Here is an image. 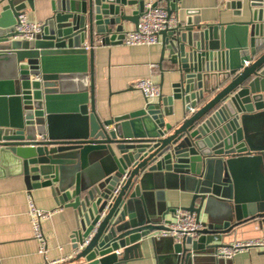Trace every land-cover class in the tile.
<instances>
[{"label":"water","instance_id":"water-1","mask_svg":"<svg viewBox=\"0 0 264 264\" xmlns=\"http://www.w3.org/2000/svg\"><path fill=\"white\" fill-rule=\"evenodd\" d=\"M181 1L155 3L178 16ZM33 2H0V170L17 165L29 190L49 186L73 209L75 252L51 264H127L148 239L156 249L175 210L166 189L190 192L185 208L203 225L173 242L170 264L222 259L217 248L243 226L264 233V0H246V19L205 23L188 11L162 30L158 65L180 73L173 93L109 118L96 108L95 40L120 42L146 0H52L42 31L20 38L18 16ZM228 4L245 15L243 0ZM176 101L184 118L172 122Z\"/></svg>","mask_w":264,"mask_h":264},{"label":"crops","instance_id":"crops-1","mask_svg":"<svg viewBox=\"0 0 264 264\" xmlns=\"http://www.w3.org/2000/svg\"><path fill=\"white\" fill-rule=\"evenodd\" d=\"M33 1V7L28 4L25 12L31 20L43 23L52 14V0ZM231 1L238 0H182L178 16L173 15L182 21L190 11L205 23L246 19L249 16L246 0H243L245 14L243 16L235 14V9L228 4ZM161 5L165 4L161 3ZM135 27L132 22L125 23V30ZM163 39L160 33L158 43L128 45L122 41L103 44L99 37L96 38L94 45L95 98L97 111L102 118L122 115L143 106L145 96L135 86V81L140 78L151 77L159 84L164 94L173 93V85L179 80L180 73L171 71L172 65L168 61L163 63L164 70L159 67ZM84 43L89 44V40L86 38ZM155 64L157 66H154ZM183 118L182 103L176 101L174 114L168 116L167 120L177 122ZM79 169V163L62 168L59 185L66 187L73 183L74 175ZM30 197L38 208L53 211L52 216L42 222L48 243L45 254L39 251V241L33 235V224L29 214ZM191 197L190 192L179 188L166 189L167 203L172 209L189 205ZM173 213L174 211L170 212L167 218H172ZM75 226L73 209L58 205L49 186L29 190L17 165L1 167L0 264H49L69 258L75 252L72 242ZM256 237H264V233L258 226L252 224L243 226L230 235L225 243ZM163 238L166 241L157 243L156 249L151 239L145 241L141 250L142 254L133 256L127 264H170L171 261L166 256V252L171 250L175 239L173 237L168 239L171 236ZM195 264H264V249L252 248L238 253L233 259L204 257Z\"/></svg>","mask_w":264,"mask_h":264},{"label":"built area","instance_id":"built-area-1","mask_svg":"<svg viewBox=\"0 0 264 264\" xmlns=\"http://www.w3.org/2000/svg\"><path fill=\"white\" fill-rule=\"evenodd\" d=\"M179 19L170 16L165 6L156 4L155 0L146 1L143 14L135 28L127 29L123 32L121 41L128 45H152L159 42V34L162 30L177 26ZM42 22L33 21L27 12H22L18 16L16 30L19 37L33 39L42 31ZM85 48L90 45L84 43ZM154 66H157L156 64ZM135 86L143 93L145 98L151 102L155 101L162 89L151 77L140 78L135 81ZM29 214L33 224V235L39 241V251L46 253L48 250L47 238L45 236L42 222L49 219L53 211L43 210L37 207L32 197L29 198ZM165 223L166 229L155 233L157 237L171 236L176 242L182 241L185 237L196 238L203 228L202 222L197 220L195 212L179 206L176 207L173 217ZM252 248L264 249V237L235 240L219 246L215 256L222 259H233L238 253L249 251ZM57 261L50 262L55 263Z\"/></svg>","mask_w":264,"mask_h":264}]
</instances>
